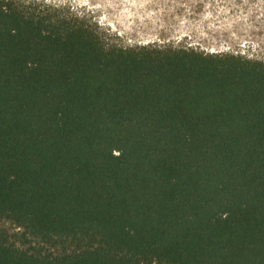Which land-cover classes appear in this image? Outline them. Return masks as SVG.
I'll return each mask as SVG.
<instances>
[{
    "label": "trees",
    "instance_id": "1",
    "mask_svg": "<svg viewBox=\"0 0 264 264\" xmlns=\"http://www.w3.org/2000/svg\"><path fill=\"white\" fill-rule=\"evenodd\" d=\"M156 1L264 31V0ZM2 221L45 250L0 229V264H264V59L0 0Z\"/></svg>",
    "mask_w": 264,
    "mask_h": 264
},
{
    "label": "rangeland",
    "instance_id": "2",
    "mask_svg": "<svg viewBox=\"0 0 264 264\" xmlns=\"http://www.w3.org/2000/svg\"><path fill=\"white\" fill-rule=\"evenodd\" d=\"M68 5L96 23L110 44L135 48L149 42L173 47L199 48L206 52H231L264 59V31L246 30L240 20L191 19L178 15L156 0H45ZM244 22V24H243ZM21 250L44 251L37 239L26 237L12 222H0Z\"/></svg>",
    "mask_w": 264,
    "mask_h": 264
}]
</instances>
